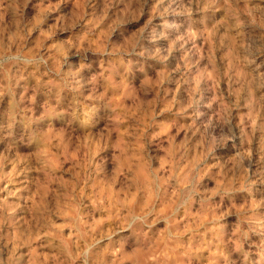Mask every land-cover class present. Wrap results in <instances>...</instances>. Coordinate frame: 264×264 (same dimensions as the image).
Listing matches in <instances>:
<instances>
[{
  "label": "rangeland",
  "instance_id": "374dc122",
  "mask_svg": "<svg viewBox=\"0 0 264 264\" xmlns=\"http://www.w3.org/2000/svg\"><path fill=\"white\" fill-rule=\"evenodd\" d=\"M0 264H264V0H0Z\"/></svg>",
  "mask_w": 264,
  "mask_h": 264
}]
</instances>
